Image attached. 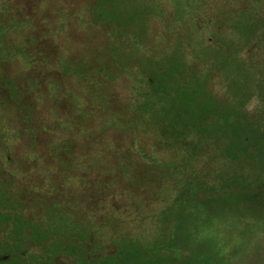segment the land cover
<instances>
[{
	"label": "rangeland",
	"instance_id": "obj_1",
	"mask_svg": "<svg viewBox=\"0 0 264 264\" xmlns=\"http://www.w3.org/2000/svg\"><path fill=\"white\" fill-rule=\"evenodd\" d=\"M252 18L264 23V0H0V187L41 228L62 214L87 229L82 240L60 229L62 246L83 245L97 264L147 262L144 251L187 225L180 263L195 249L205 264H264V141L251 137L259 143L221 162L205 141L194 153V136L192 150L144 122L147 100L137 109L151 59L167 78L156 83L161 93L188 97L158 96L151 119L194 108L183 116L205 128L198 119L211 92L231 112L247 101L255 130L264 129V30L243 38ZM63 62L89 74L66 73ZM11 226L0 246L13 240ZM62 237L29 241L22 257L0 264H79L51 252ZM135 248L140 256L129 257Z\"/></svg>",
	"mask_w": 264,
	"mask_h": 264
},
{
	"label": "trees",
	"instance_id": "obj_2",
	"mask_svg": "<svg viewBox=\"0 0 264 264\" xmlns=\"http://www.w3.org/2000/svg\"><path fill=\"white\" fill-rule=\"evenodd\" d=\"M99 1H97L98 5ZM263 19L260 18H252L251 21H246L243 24V31L244 36L243 38L245 40H250L254 35L258 34L260 30H264V23L262 22ZM3 34L4 30L0 26V42L3 41ZM263 38V37H260ZM140 37L136 34L133 37V41L138 42ZM134 42V43H135ZM140 44V41L138 42ZM236 68H243L246 69L245 65H240L235 61ZM172 63V62H171ZM149 64L152 68L150 69L148 74L144 75V80H147V84L144 81V84L147 86L146 88H143L141 85H139V90L144 93V96L147 99H141V103L138 105L137 109L143 108V100H147V105L149 110L144 111L143 114L140 115L141 117L145 116V121H147L151 126H155L156 130L158 131L161 126L165 128V130H168L175 139L180 140H188V148L192 149V146L194 145L190 141L193 140L190 139L189 135L194 136L199 142L196 143H202L205 141V153L210 154V157L216 156L217 158H222L221 162H224L225 160L227 162H232L237 160L236 156V150L240 149L242 152L247 151L248 147H254L255 144L259 142H253L251 141V137L255 138L256 141L263 140L264 141V129L255 130V124L250 118L247 116V114L244 111V107L246 102H239L237 105L238 108H234L235 112H231L230 109L224 108L227 104L222 105L219 103L218 99L214 97L211 92L210 95L205 98V117H199L198 120L205 121V128L201 125L194 126L191 123L193 122V118L191 120H186L183 116L184 112L192 113L194 112V108L191 109H179L177 106H169L167 110L164 111V116L159 118V120L151 119V112L154 109H157L160 103L161 99H157L158 96H163L166 99H183L182 102H186L188 97L185 92H181L178 96L176 95L175 98H170L169 96V90L165 87L163 90L164 92L161 93L159 88L157 87L156 83L158 81L164 82L167 80L165 72H158L156 70V67L158 64H162L160 61H149ZM173 65V64H172ZM239 65V66H238ZM70 67H74L72 70ZM81 67V65L78 63L76 66L71 65L68 62H63L62 68L66 71V73H69L72 71V73L75 76H87L89 74V70L83 68L82 70H79L78 68ZM154 69V70H153ZM234 71H237L236 69ZM177 74V78H179L178 72L174 71V74ZM172 75V76H173ZM91 78V76H90ZM173 78H175L173 76ZM137 82V79L135 80ZM262 81H264V77H262ZM261 93V92H260ZM19 94V91H18ZM235 96H238L235 94ZM248 100V99H247ZM237 101V103H238ZM221 104V105H220ZM163 108H161L162 110ZM160 111V110H159ZM175 112V116L172 115V113ZM245 114V115H243ZM249 118V119H248ZM154 124V125H153ZM192 125V126H191ZM195 131L194 133L192 131ZM10 140V139H9ZM168 143H171L170 141L164 140ZM1 141L0 143H2ZM177 140L173 142L172 144H178ZM262 143V142H261ZM201 145H195L194 153H196V147H199ZM214 147V149H213ZM63 148L56 147L57 151L62 150ZM213 149V150H210ZM193 150V149H192ZM207 153V154H208ZM210 159V158H209ZM150 160V158L148 159ZM152 160V159H151ZM231 160V161H229ZM155 162V161H154ZM157 162V161H156ZM234 164V163H233ZM235 165V164H234ZM240 166V165H236ZM1 175V174H0ZM241 177V176H240ZM236 179L235 177L233 180ZM232 180V181H233ZM204 202H201L199 205L203 206ZM214 205V204H213ZM22 203L20 200L15 201L13 199H10V195L3 187H0V230L5 224L11 223V231L13 233V240L9 243L8 246L1 245L0 248H3L2 250L5 251L2 254H0V262L9 261L17 256L22 257L23 255H20L19 251L25 246V244L29 243V241H33V243L41 244L45 242L47 239L51 238L52 236H63L59 241H56L54 243L50 244V248H54L51 252L54 253H60L62 251H65L68 254L75 255L77 257V261L79 264H97L96 259L93 258V260H89V257H87L85 247L80 244H73L67 247H63L62 243L66 241V236H64L67 232L69 235L74 234L77 235L78 238L81 239V237H87L89 236V231L87 229H84L81 225H79L76 222H73L72 219L69 217L59 214L54 222V229L50 228H41L36 225V223L32 219H26L24 218V215L22 213ZM215 206V205H214ZM50 222V220H48ZM188 226V225H187ZM184 227L181 229V238H177L174 235H171L169 237H166L165 231L161 232V237H166V241H164L165 244L162 245H156V242L153 245V248L149 249L150 252L144 251V256L148 259V261H144L143 263L139 264H183V261L180 263V260L182 259V251H184V245L186 246V243L189 240L190 237V228ZM60 229H64V235L60 233ZM160 234V233H158ZM182 240V242H181ZM122 241V240H120ZM90 242H94L90 240ZM125 245L127 244H137L140 248L143 249V246L145 245L141 243H136L134 241H122ZM73 243V242H71ZM7 248V249H6ZM144 250V249H143ZM192 251L193 255H191L192 259L191 261H186V264H205L201 258V254L197 253V250L193 249ZM5 254V255H3ZM141 254L140 249L135 248L133 251L128 252L129 257H139ZM195 254L198 255L195 257ZM149 256V257H148ZM108 258L104 257L101 262L98 264H107ZM196 260H199L201 262H197Z\"/></svg>",
	"mask_w": 264,
	"mask_h": 264
}]
</instances>
